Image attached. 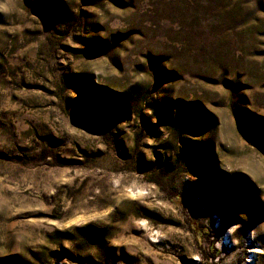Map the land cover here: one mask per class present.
<instances>
[{
	"label": "rangeland",
	"instance_id": "374dc122",
	"mask_svg": "<svg viewBox=\"0 0 264 264\" xmlns=\"http://www.w3.org/2000/svg\"><path fill=\"white\" fill-rule=\"evenodd\" d=\"M0 264H264V0H0Z\"/></svg>",
	"mask_w": 264,
	"mask_h": 264
},
{
	"label": "bare ground",
	"instance_id": "6f19581e",
	"mask_svg": "<svg viewBox=\"0 0 264 264\" xmlns=\"http://www.w3.org/2000/svg\"><path fill=\"white\" fill-rule=\"evenodd\" d=\"M253 253H256V250H255V251H253Z\"/></svg>",
	"mask_w": 264,
	"mask_h": 264
}]
</instances>
